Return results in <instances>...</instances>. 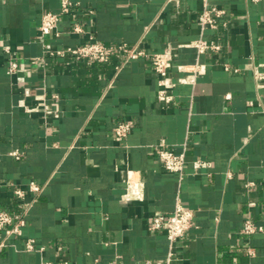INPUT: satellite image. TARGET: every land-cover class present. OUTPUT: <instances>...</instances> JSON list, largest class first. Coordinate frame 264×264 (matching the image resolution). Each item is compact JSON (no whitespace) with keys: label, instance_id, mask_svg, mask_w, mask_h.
Returning a JSON list of instances; mask_svg holds the SVG:
<instances>
[{"label":"crops","instance_id":"obj_1","mask_svg":"<svg viewBox=\"0 0 264 264\" xmlns=\"http://www.w3.org/2000/svg\"><path fill=\"white\" fill-rule=\"evenodd\" d=\"M74 1L80 4L46 41L63 47L95 38L147 53L170 50L174 99H158L161 77L149 58L131 59L119 72L118 57L105 65L71 56L32 64L43 56L42 14L59 12L61 0H0V210L26 218L21 235L0 232V264L164 261L169 241L165 230H151L150 216L172 213L178 197L194 211V225L176 243L172 264H264V230L242 233L247 219L264 228V79L253 76L264 64V0H212L228 13L227 26L204 31L224 40L217 58L186 45L201 33L200 0ZM76 24L82 32L73 31ZM13 56L37 70L25 84L7 72ZM197 60L206 72L178 82L189 75L178 66ZM45 92L60 115L20 106L25 99L37 107L35 96ZM128 119L131 132L117 138L114 126ZM160 143L185 152L182 179L160 162ZM199 159L211 166L197 169ZM129 171L144 182L143 200H123ZM28 238L43 250L26 251Z\"/></svg>","mask_w":264,"mask_h":264},{"label":"built area","instance_id":"obj_2","mask_svg":"<svg viewBox=\"0 0 264 264\" xmlns=\"http://www.w3.org/2000/svg\"><path fill=\"white\" fill-rule=\"evenodd\" d=\"M202 2V10L198 15V24L201 30L200 35L187 43L186 45L195 49L197 56L202 54H211L217 58L225 47L224 40L221 36L216 38H207L204 36V31L208 28L217 29L219 26H227L228 13L225 8L218 6L212 0H200ZM259 2L261 0H252ZM79 2L74 0H61V8L59 12L47 11L42 14L41 23L39 26L41 34V44L43 56L34 58L32 64H48L46 57H65L71 56L76 60H82L88 65H105L109 63L114 57H118L119 61L116 64V71L119 72L124 63L131 59L149 58L154 71L161 77V88L158 92V99L162 102L169 103L173 101L174 97L170 94V88H173L176 83L169 80V71L173 65L174 54L170 50L159 53H147L137 46H130L127 43L106 44L98 39H92L87 42H81L76 45L56 47L51 42L46 41L52 33L57 30L59 20L62 15L70 12V10L79 5ZM74 32L80 33L83 28L76 24L73 29ZM59 33L56 32V35ZM179 69L183 72L189 73L188 76L179 78L178 82L192 83L196 77L206 72V65L199 60L194 64L179 65ZM223 67L226 71L238 72L239 69L232 67L228 63H224ZM37 70L29 66L21 65L13 56L9 61L7 72L15 74L19 83L25 84L27 81V74L35 73ZM253 76L256 80L264 79V64H258L253 67ZM24 93L26 96L32 95V90L29 86L25 87ZM39 105L35 108L29 106L25 99L20 101V106L28 112L39 111L40 106L44 108L45 114L60 115L61 111L55 103L47 102L46 92L35 96ZM59 98L57 92L51 94V99L56 101ZM133 127L132 120H123L118 122L113 128V134L119 138H126L131 132ZM157 156L164 166V168L173 173L179 174L182 179L185 175L186 169V155L185 152L176 153L165 147L164 143L155 146ZM11 155L19 158L21 153L18 150L11 152ZM197 169L209 168L210 162L207 160L199 159L194 162ZM231 175V174H230ZM229 175V176H230ZM253 182H248L247 186L252 185ZM144 182L140 178H136L132 171L128 172L126 179V192L123 195L124 201L143 200L145 198ZM30 188L37 192H41V186L35 182L30 183ZM14 195L18 199L25 198V191L16 188ZM26 225L25 213H12L7 210H0V232L4 231L6 236L21 235L23 227ZM194 225V211L184 206L178 197L175 209L170 214H154L150 216L149 227L153 231L165 230L167 239L169 241V249L167 258L164 261H150L146 260L142 264H172L175 256L176 243L184 238L187 231ZM264 230L263 226L257 225L251 219H247L242 228V233L251 235L256 232ZM6 246L5 239L0 240V251ZM26 251L43 250V247L38 248L36 240L28 238L25 241ZM42 264H68V263H55L52 261H44ZM110 264H119L113 262Z\"/></svg>","mask_w":264,"mask_h":264}]
</instances>
